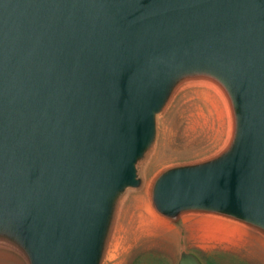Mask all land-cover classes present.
<instances>
[{
    "label": "water",
    "instance_id": "95a60500",
    "mask_svg": "<svg viewBox=\"0 0 264 264\" xmlns=\"http://www.w3.org/2000/svg\"><path fill=\"white\" fill-rule=\"evenodd\" d=\"M191 80L221 93L230 143L160 171L154 213L264 237V0H0V238L28 264H101L157 117Z\"/></svg>",
    "mask_w": 264,
    "mask_h": 264
},
{
    "label": "rangeland",
    "instance_id": "374dc122",
    "mask_svg": "<svg viewBox=\"0 0 264 264\" xmlns=\"http://www.w3.org/2000/svg\"><path fill=\"white\" fill-rule=\"evenodd\" d=\"M207 85L199 80L183 83L157 117L155 146L139 165L142 188L128 190L117 203L101 264H178L181 254L200 264H264V237L255 230L239 235L220 228L230 233L226 238L215 232L217 226L200 228L184 218L158 223L146 210L148 206L154 212L147 188L160 171L209 160L230 143L223 103ZM0 264L28 260L17 245L0 238Z\"/></svg>",
    "mask_w": 264,
    "mask_h": 264
},
{
    "label": "bare ground",
    "instance_id": "6f19581e",
    "mask_svg": "<svg viewBox=\"0 0 264 264\" xmlns=\"http://www.w3.org/2000/svg\"><path fill=\"white\" fill-rule=\"evenodd\" d=\"M218 92V90H217ZM219 93V92H218ZM217 93V94H218ZM219 95H221V93H219ZM220 98V97H219ZM221 99V98H220ZM222 101V99H221ZM223 108H224V113L227 116H229V109H227L226 104H224L225 102H223ZM222 114V113H220ZM223 116V114H222ZM146 210L148 212V214L152 217L153 220H155V218H157L158 220H160L158 223H162V222H166V220L164 218H162L161 216H158L157 214H155L154 212H152L148 206H146ZM200 215H186L184 218V222H188V221H195L194 223H196L200 228H204V225H211V226H217L218 229H216L215 232H217L218 234H222L221 236L228 238V236H230V233L228 234L225 231H221V229H227L229 231L235 232L236 234H243V230H246L245 225L242 222H235V221H231L228 219L225 220L223 219L224 217L220 216V215H215V214H206L204 217H200ZM155 217V218H154ZM193 217H198V219L194 220ZM221 228V229H220ZM220 231V232H219ZM232 236V235H231Z\"/></svg>",
    "mask_w": 264,
    "mask_h": 264
}]
</instances>
